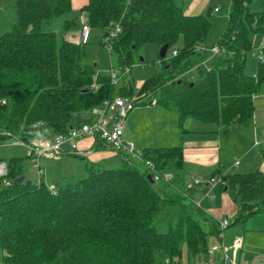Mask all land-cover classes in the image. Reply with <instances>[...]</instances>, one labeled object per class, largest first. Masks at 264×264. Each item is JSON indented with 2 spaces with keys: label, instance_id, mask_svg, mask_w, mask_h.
I'll return each instance as SVG.
<instances>
[{
  "label": "trees",
  "instance_id": "trees-1",
  "mask_svg": "<svg viewBox=\"0 0 264 264\" xmlns=\"http://www.w3.org/2000/svg\"><path fill=\"white\" fill-rule=\"evenodd\" d=\"M52 2L55 16L70 10L69 0H16V21L0 36V134L24 143L66 134L80 124L81 112L134 93L174 112L179 125L187 118L224 127L252 119L253 97L264 93V61L255 76L244 71L253 37L264 39V9L250 12L251 0H231L215 43L224 53L204 65L207 55L198 48L205 47L211 28L210 9L197 16L187 15L177 0H88L81 12L92 30L105 35L110 24H120L111 49L115 67L133 65L132 52L145 44L168 46L159 73L138 91L131 78L114 86L108 73L85 63L83 44L58 46L53 32L41 31L53 15ZM141 160L139 166L128 160L111 170L88 166L83 178L52 191L41 180L29 187L14 184L23 175L22 161L9 159L11 185L0 182L2 264H173L182 244L192 257L206 255L208 238L223 230L187 199L181 148L144 149ZM147 162L160 174H172L164 188L145 168ZM221 177L220 188L237 204L229 225L264 217V171Z\"/></svg>",
  "mask_w": 264,
  "mask_h": 264
},
{
  "label": "rangeland",
  "instance_id": "rangeland-1",
  "mask_svg": "<svg viewBox=\"0 0 264 264\" xmlns=\"http://www.w3.org/2000/svg\"><path fill=\"white\" fill-rule=\"evenodd\" d=\"M179 5L182 7L185 13L191 11L192 15L197 16H205L208 10H212L215 7L219 8V11L215 13L212 17L211 28L206 38L207 43H214L217 38L223 33L226 27L228 14L231 9V0H177ZM56 7V3H51V11L53 12L52 17L49 22H44L42 25V31L44 32H54L56 41L58 46H60L64 40L74 39L79 40L80 43V29L71 28L72 31L70 34H64V22L66 19H73L75 23L79 24V19L81 14L74 13L73 15H64L65 13L60 14L59 16L54 15V10ZM264 7V0H251L249 5L250 12L257 13L261 12ZM6 8V12L0 13V19L6 20L9 19V12ZM15 17V14H14ZM80 28V27H79ZM9 28H7L8 31ZM3 33H0L2 35ZM101 32L97 30H93L90 34L89 40L86 45H82V53L83 60L85 63H90L92 65H96V72H100L103 74H107L110 68H114L118 73V81L114 86H120L123 83V80H127L131 78L135 84V91H138L141 86L149 79H151L154 75L159 73V49L155 44H145L140 47L138 50L133 51L131 54V65L130 67L125 66L124 68H128L129 75L124 74V68L115 67V55L111 54V51H107V45L103 42ZM264 39L262 35H255L253 40L254 49L247 54L246 62H245V75L249 77H253L256 74L257 66L259 62V51L263 47ZM177 46H180V42ZM214 46V45H213ZM212 47V46H210ZM111 54V55H110ZM140 58L142 61H140ZM133 98L139 97L136 93L132 96ZM142 98H146L145 95ZM141 99V97L139 98ZM145 99V101H146ZM264 99V94L256 97V100L253 102L254 110L257 108V103L263 106V112L258 116V122H256L255 113L251 120H249L248 129H242L241 127H236L234 130V135L226 141L224 146H221L222 154L226 155V163H231L234 158L240 159L241 161V153H245L248 147L254 148L257 145L255 141H261L264 139V135L258 134L255 137L256 129L259 125H262L264 122V101H259ZM5 100H2L3 103ZM147 101L144 105H138L135 107L129 114L131 116L133 113L138 112L136 118L142 117L138 124L134 125L132 129L134 132H139V140L147 143L148 145L152 143L153 139L162 135L163 132L168 131V127L159 125L155 126L154 122L150 119L147 114ZM159 106V105H158ZM161 107V106H159ZM175 114V113H174ZM91 119V114L89 112H81L79 114V122L84 123ZM253 122V124H251ZM127 123V121H126ZM262 123V124H260ZM214 126V125H213ZM214 128V127H213ZM264 132V129L261 130ZM175 131L174 133H176ZM171 134V130L169 132ZM173 133V132H172ZM180 133V132H179ZM238 137L243 139V143L236 142ZM179 140V139H178ZM128 141V140H126ZM12 139H8L6 141L0 142V161L7 162L11 158H20L22 161L23 175L25 180L30 181L32 185H37L39 180L47 186L49 190L52 187L55 188L57 184H64L67 181L75 180L83 178L86 175V166H91V162L87 159L79 160L70 157H65L67 160H46L44 158L40 159L39 165L43 171L40 177L37 175V170L34 168L30 159L26 157V150L22 146H14L11 144ZM130 142V141H128ZM131 143V142H130ZM133 144V143H132ZM223 144V143H222ZM255 144V145H254ZM135 151L137 153H141L139 147L140 144H133ZM235 145V146H234ZM249 145V146H248ZM251 145V146H250ZM245 146V147H244ZM254 146V147H253ZM244 147V148H243ZM139 148V149H138ZM110 148H107L106 151H111ZM257 152H260L263 155L264 160V145H259L255 147ZM115 152V151H114ZM101 160L94 166L97 169L101 170H111L117 169L122 166V161L130 160V155L126 152H115L113 155L103 156ZM134 163L140 165V162L134 161ZM142 167V166H140ZM189 170V169H188ZM187 170V171H188ZM256 171V170H253ZM157 174V171H153ZM196 170L192 169L191 172L188 173L189 181L188 184L184 187L185 194L188 195L202 211H204L208 215H212L215 219H219L221 221L222 218L226 220L229 224L234 220L235 216H231L228 212H226V207L224 202L219 198V196H226L227 200L230 204L236 206V203L232 198L225 192L215 190L211 193L210 197H214V200L210 198H205L203 203L200 204L201 197L204 195L202 192V187L206 185L205 180H202V184L200 187L198 184L193 183V180H196ZM238 174H244L241 170L238 171ZM194 180V181H195ZM199 180V178H198ZM197 181V180H196ZM164 181H159L160 185L164 188L162 184ZM166 183V182H165ZM191 187L189 191L188 188ZM188 199V198H187ZM189 200V199H188ZM221 239V240H220ZM240 241L241 245L237 251L235 262L236 264H264V217L262 216H253L251 220H246L243 223L237 225H229L226 227L219 237L212 236L207 240L208 248L217 247L219 250L213 256L199 255L196 257H192L189 255L186 245H181V257L176 259L173 264H224V260L222 258L223 252L220 249L221 246L224 247V251L227 256L233 260L234 254V244ZM3 251L0 249V264L3 262Z\"/></svg>",
  "mask_w": 264,
  "mask_h": 264
},
{
  "label": "crops",
  "instance_id": "crops-1",
  "mask_svg": "<svg viewBox=\"0 0 264 264\" xmlns=\"http://www.w3.org/2000/svg\"><path fill=\"white\" fill-rule=\"evenodd\" d=\"M87 1L88 0H69L70 10L68 12H65L64 15H66L67 17V15L70 16V15H73L74 13L82 14L83 12H81V9L85 6ZM15 3H16V0H0V13L6 12V8L10 9L8 10L9 19H6V20L0 19V33L4 34L10 31L13 24L15 23L16 21ZM14 14H15V17H14ZM186 14L192 15L191 11L189 10ZM49 21L50 20L45 21V22H49ZM43 23L41 24V28H42ZM79 27L80 26L78 23H75L73 19L68 18L64 22L63 32L65 35H68L70 34L73 28L80 29ZM7 28H9L8 31H7ZM92 31L93 30L91 29V32ZM220 36L217 38V40L220 38ZM254 37L252 40H254ZM217 40L214 41V43H207L205 40L203 45L205 47L213 46L215 45ZM64 41L79 44V40L75 41L74 39H70V40L66 39ZM204 53L208 57V53L206 51H204ZM258 96L259 95L253 97V102L256 100V97ZM259 101H264V99H261ZM256 103H257V108L255 107V110H254L255 117H256L255 124L259 123L258 116L262 114L263 112V106L260 105L259 102H256ZM147 106H149L147 107V110H148L147 114L151 113V116L150 115L148 116L154 122V125L156 127L159 125H162V127L166 126L168 127V131H165V133L163 132L162 135L156 136L153 139L152 143L149 145L145 142L140 141L139 140L140 133L139 132L136 133L132 129L134 128L135 124L140 123V122L137 123V121H140L142 117L136 118V116L138 115V112H135V114L133 113L131 116H129L130 114L129 113L125 120L124 138L125 140H128L133 144L134 143L140 144L141 147L139 148L141 151H143L144 149H154V148H164V149L173 148V147L181 148L182 158H183L182 175L184 179V187L188 184V182H191L189 181L188 173L191 172L192 169H195L197 172L196 177H195L196 180H198L199 178V180L202 179L205 181L212 177H218V176H223L226 174L238 173L239 170H241V172H243L244 174L255 172L253 170L264 171L263 155L260 152H257L255 150L256 146L264 145V139H262L261 141H255V144L257 142V145L255 147L253 146L254 148H252V146L250 145L251 147H248L249 149H247V151L244 154L241 153L242 154L241 161H238L240 159L234 158V160L231 163L227 164L225 160L226 155L222 154L221 152V146L222 145L224 146V144H226V141H229V139L233 137L234 130L236 129V127H241L242 129H246V128L248 129V125L250 121H247L244 124L233 123L229 127H224L219 123H203L200 121H195L190 118H187L182 122V124L179 125L178 116L174 114V112L166 108L159 107L158 105L151 103V102H149ZM251 124H253V122ZM263 129H264V122L262 125H259V127L256 129L255 137H257L258 134L264 135V132L261 131ZM170 130H171V134L169 133ZM175 131L177 132L174 133ZM236 142L241 144L243 143V139L242 138L240 139V137H238ZM78 145H79L80 153L82 152L84 153V155H79V157L75 158L73 157L75 156V154L69 152L68 147L65 146L64 149L66 152L62 154L56 160L66 161L67 158L65 157H70V158L79 159V160L87 159L88 161L91 162V165L96 166L99 160L104 158L103 157L104 155L105 156L113 155L115 153L112 150L106 151L108 147H106L102 142L91 139V138L82 139L81 141H79ZM235 162H238V164L235 165ZM87 167L88 166L85 167L86 171H87ZM164 173H167V172H164ZM170 175L172 177V174ZM194 180H193V183L197 184L196 180L195 181ZM201 185H204V184H198L199 187ZM188 190L190 191L191 187L188 188ZM215 190H219V191L226 193L225 190H222L220 188V185H205L202 187V192L204 193V195L201 197L202 201H200V204L203 203V200L205 198H210L211 200H214L215 198L210 197V196H211V193H213ZM186 196L192 203H194V201L188 195ZM219 198L224 202V205L226 207V212H228L231 216H235L237 212V207L230 204L226 196L221 195L219 196ZM208 216L214 218L212 215H208ZM249 220H251V218Z\"/></svg>",
  "mask_w": 264,
  "mask_h": 264
},
{
  "label": "built area",
  "instance_id": "built-area-1",
  "mask_svg": "<svg viewBox=\"0 0 264 264\" xmlns=\"http://www.w3.org/2000/svg\"><path fill=\"white\" fill-rule=\"evenodd\" d=\"M219 11L218 7H215L212 10V14H215ZM80 26V43L86 44L89 40L91 34V28L88 24L86 14L82 13L79 19ZM121 32V27L119 23L110 24L107 30V33L103 36L102 40L107 46V51L110 52L112 49L113 41L118 37ZM263 48V47H262ZM199 52L206 51L208 53V57L202 63L207 64L209 60L214 57L221 55L224 53V49L219 46L212 47H199ZM173 56H176V51L172 52ZM264 61V53L262 49L259 51V62ZM160 67V63H159ZM124 74L129 75V70L127 67L123 69ZM209 70V68H208ZM108 75L110 77L111 83L114 85L118 81V73L114 68H110ZM96 84L93 83L90 86V89H96ZM140 97L133 98L129 96H119L113 99L105 100L102 102L100 106L93 107L90 110L91 119L87 122L80 123L79 125L70 128L68 133L66 134H57L51 137H41L34 140L29 141L28 143H24L17 136L11 135L8 132H1L0 136L7 137L6 139H12L11 144L16 146H22L26 150V157L30 159L34 168L37 170L38 177L43 173L39 161L44 158L47 160H56L66 151L64 149L65 146L68 147L69 152L75 155H84V153H80L79 151V141L84 138H91L94 140H98L102 142L106 147L110 148L115 152H126L130 155V160L138 161L142 164L141 153H137L135 151L134 145L125 140V120L128 114L138 105L143 102H146V98L139 99ZM146 99V101H145ZM5 103V102H3ZM151 103H154L152 101ZM6 141V140H4ZM3 142V140H0ZM238 162H235L237 165ZM145 168H147L150 172L153 173V179L155 181H164L168 182L171 179V175L168 173L157 174L153 171V165L149 162L144 164ZM0 182L3 187H9L11 185V181L7 179V166L5 162L0 161ZM202 180H197V184H202ZM206 185H223V180L221 176L212 177L205 181ZM40 184V180L39 183ZM54 191V188L51 189ZM229 226V223L226 220L219 221V227L224 230ZM240 241H237L234 244V254L233 260L229 258L224 251V247L221 246V250L223 252V260L224 264H236L235 258L238 249L240 248ZM219 249L217 247H213L208 249L207 254L209 256H213Z\"/></svg>",
  "mask_w": 264,
  "mask_h": 264
},
{
  "label": "water",
  "instance_id": "water-1",
  "mask_svg": "<svg viewBox=\"0 0 264 264\" xmlns=\"http://www.w3.org/2000/svg\"><path fill=\"white\" fill-rule=\"evenodd\" d=\"M167 50H168V46L167 45H163L160 49H159V57L161 59H164L166 57V53H167ZM140 61H142V59L140 58ZM87 91V90H86ZM147 179L152 182V179L150 176H147ZM13 183L14 184H20V183H23L25 186L29 187L31 186V182L30 181H27L25 180V177L24 175H21L17 178H15L13 180Z\"/></svg>",
  "mask_w": 264,
  "mask_h": 264
}]
</instances>
